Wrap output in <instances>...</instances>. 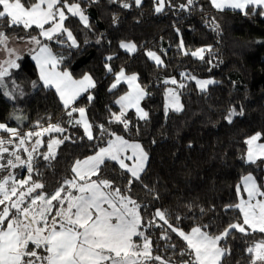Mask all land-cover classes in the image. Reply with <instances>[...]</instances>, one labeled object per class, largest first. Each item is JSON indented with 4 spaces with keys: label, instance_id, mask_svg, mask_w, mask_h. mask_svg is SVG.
Returning a JSON list of instances; mask_svg holds the SVG:
<instances>
[{
    "label": "trees",
    "instance_id": "16d2710c",
    "mask_svg": "<svg viewBox=\"0 0 264 264\" xmlns=\"http://www.w3.org/2000/svg\"><path fill=\"white\" fill-rule=\"evenodd\" d=\"M22 2L27 6L33 0ZM67 3H79L89 20L86 28L78 17L67 14L64 25L76 38V48L68 47L66 34L48 41L37 27H9L0 22V32L7 38H39L54 54L63 56L58 70L70 72L75 79L89 74L96 83L74 106L86 110L93 139L74 123L78 111L70 117V109L64 107L56 90L43 86L32 55L22 58L20 68L7 80L8 89L18 98L9 99L0 89V123L23 133L49 125L63 129L44 136L42 147L33 154L29 175L44 187L32 196L54 193L74 177L76 161L97 153L114 137L139 142L149 155L139 179L114 161H106L94 179L110 181L136 201L154 256L168 264L187 263L191 256L186 242L168 225L185 233L201 227L210 235H220L229 225L242 223V213L232 206L240 202L238 188L243 178L252 174L259 185L264 184L263 164L244 160L250 137L259 133L264 141V14L259 8L246 9L247 15L246 11H219L210 0H194L185 9L180 5L186 0H168L160 13L155 11L156 0H143L139 6L134 0ZM124 3L130 7L124 8ZM124 42L134 43L137 51H123L120 45ZM200 48H211L204 52V59L191 55ZM149 52L158 55L163 65L152 61ZM122 69L138 76L146 92L142 107L148 114L141 119L134 110H125L127 128L113 117L121 112L115 102L129 91L126 84L111 87ZM173 78L176 84L165 83ZM201 79L215 83L201 90L197 83ZM169 88L180 95L181 111H167ZM89 95L93 99L89 100ZM233 110L243 114L233 115L229 122ZM0 138L9 139L1 132ZM55 139L63 142L53 158L43 159L48 153L47 142ZM5 146L14 148L13 143ZM20 157L27 160L28 155L22 152ZM7 171H0V179ZM15 171L21 177L27 169L22 166ZM157 211L165 213L167 224L155 215ZM261 240L264 233L245 235L231 230L221 241L228 254L220 264H250L247 249Z\"/></svg>",
    "mask_w": 264,
    "mask_h": 264
},
{
    "label": "snow or ice",
    "instance_id": "6c2138e0",
    "mask_svg": "<svg viewBox=\"0 0 264 264\" xmlns=\"http://www.w3.org/2000/svg\"><path fill=\"white\" fill-rule=\"evenodd\" d=\"M134 2L139 6L142 0H134ZM167 2L168 0H156L155 11L157 13L164 11ZM193 3L194 0H186V4L180 7L185 9ZM211 3L217 9L230 7L251 11L259 8L260 14H264V0H211ZM123 7L128 8L130 4L124 3ZM248 11L245 12L246 15ZM66 12L78 17L84 27H90L88 17L79 3L68 4L67 0H33L26 6L22 0H0V22H7L9 27L22 26L24 29L36 26L41 29L40 36L48 41L53 40L57 35L66 34L67 40L70 41L68 47L76 48L79 47L76 38L64 26V21L68 19ZM45 25L51 26L45 28ZM7 39V36L0 32V45H6ZM31 42L36 45L31 50L32 59L36 61L39 79L43 82V86L55 88L64 107L70 109L68 111L70 117L73 112H79L80 119L74 123L83 124L88 138L93 139L91 125L85 119V109L72 108L71 105L81 93L95 88V81L89 74L75 79L70 72L58 70L63 62V56L54 54L52 48L37 37H32ZM120 46L127 51H135L133 44L121 43ZM8 51L11 57L14 50ZM205 51L210 52L211 48L197 49L191 52V55L204 59ZM148 56L157 65L163 63L155 53L149 52ZM19 58L16 56L0 63V89H3V95L9 99L18 98L8 89L7 80L11 77L10 69L20 68L17 63ZM106 68L108 72H112L110 66L106 65ZM121 78H124L134 90L115 102L120 105L121 112L119 115L114 113L113 117L127 128L128 121L123 119L126 109L135 108L140 113L141 119L147 118L148 114L139 107V102L146 93L136 83L137 76H125L123 69L116 74V82L112 84V89L117 87ZM169 82L177 83L175 78L165 81V83ZM197 83L203 90L215 81L201 80ZM33 87H36L35 83ZM180 87L184 85L180 84ZM168 96L169 106L175 105L176 110L179 111L181 106L176 91L168 89ZM88 99L91 100L93 97L89 95ZM242 114L233 110L227 119L231 122L233 115ZM0 130L18 138L20 146H23L33 135L36 137L41 135L40 132H29L21 137L17 129L9 128L2 123ZM43 131L62 132L63 129L57 125H49ZM259 140L260 134L257 133L246 141L249 146L246 162L250 164H256L257 161L264 164V144H257ZM62 142L63 140H53L49 143V151L43 154V159L53 158V145ZM10 143H13L11 138L8 140L0 138V161H4V154L9 152L5 145ZM40 143L37 139L36 145ZM129 148L132 150V155H123ZM36 151L37 148L34 146L28 152L26 161L22 160L17 152H11L10 155L14 159L0 162V171L26 166L31 173L33 153ZM133 158L136 160V165L130 167L125 163V159ZM106 159L118 162L121 169L130 172L133 178L139 179V174L147 161V153L139 144H130L123 137L116 136L115 140L109 141L108 147L100 148L96 155L83 161H76L72 168L75 176L65 180L64 184L50 195L32 196V193L42 189L44 185L31 181V175L28 179L16 181L9 173L6 178L0 179V206H3L0 208V264H149L151 261L167 264L162 257L152 254L151 241L141 231L142 217L136 201L122 194L119 188L113 189L112 183L108 180H91V176L99 174V168ZM24 186H27L26 191H21ZM243 188L247 192V199L241 197L240 203L232 206L242 213V223L229 225L218 236H210L201 227H193L191 232L186 234L168 225L186 242L188 255L191 256L187 264H220L221 258L228 254V250L221 248L219 241L226 239L233 229L245 235L256 231L264 233V190H262L264 186L258 185L256 178L249 174L243 178ZM72 190L78 194H73ZM13 197L16 199L13 200ZM155 215L167 224L164 212L157 211ZM134 237H142L143 243H135ZM29 245L32 247L30 248ZM247 252L250 254V264H264V240L254 243Z\"/></svg>",
    "mask_w": 264,
    "mask_h": 264
},
{
    "label": "crops",
    "instance_id": "0c3cea01",
    "mask_svg": "<svg viewBox=\"0 0 264 264\" xmlns=\"http://www.w3.org/2000/svg\"><path fill=\"white\" fill-rule=\"evenodd\" d=\"M211 1V0H210ZM215 8V7H214ZM215 9H217V8H215ZM256 10L258 9V8H255ZM217 10H219V11H225V10H232V11H242V12H244V11H246V9L245 10H241V9H234V8H230V7H225V8H223V9H217ZM29 41H31V39L30 40H28V41H24V42H20V41H17L16 43H12V42H9V43H11L12 45H13V47H14V52H13V54H12V56L10 57L9 56V51H7L8 52V58H15L16 56H19L20 58L17 60V63L20 65V60L22 59V58H24L25 56H27V55H33V53H32V49L33 48H35L36 47V45H34L33 43V45H34V47L32 48V49H30V45H31V42H30V44H28V42ZM124 43H126V42H124ZM126 44H134V43H126ZM135 45V44H134ZM136 46V45H135ZM1 47H2V45H1ZM122 48V47H121ZM124 51V50H123ZM137 51V47H136V50L135 51H133V52H131L130 54H134L135 52ZM126 52V51H125ZM127 53H129V52H127ZM158 56V55H157ZM159 57V56H158ZM196 57H198V56H196ZM152 61H154L152 58H150ZM161 59V58H160ZM6 60V58H4V56H3V51H1L0 52V63H3L4 61ZM162 60V59H161ZM34 62H35V64H36V61L34 60ZM155 62V61H154ZM156 63V62H155ZM160 65H163V63L162 64H160ZM36 67H37V65H36ZM13 70H15V69H10V72L12 73V71ZM37 70H38V73H39V69H38V67H37ZM124 71V70H123ZM124 73H125V75H128V74H126V72L124 71ZM128 76H132V75H128ZM135 76H137V75H135ZM74 78V77H73ZM42 82V81H41ZM116 82V81H115ZM137 82H138V76H137ZM42 84H43V82H42ZM121 84H126V83H121ZM138 84H139V82H138ZM118 85H120V83L118 84ZM117 85V86H118ZM127 85V84H126ZM140 85V84H139ZM141 87V86H140ZM142 88V87H141ZM53 89H55V88H53ZM93 88H91L90 89V91L92 90ZM128 89H129V87H128ZM89 91V92H90ZM127 93H129V91L127 92ZM126 93V94H127ZM146 93V92H145ZM58 94V93H57ZM82 94V93H81ZM58 96H59V94H58ZM146 97V94H145V96L141 99V101H140V105H141V107H142V101H143V99ZM81 97H80V95L76 98V100L73 102V104L71 105V107L72 108H74V106H75V104H76V102L80 99ZM62 102V101H61ZM142 109H143V107H142ZM126 110H134L137 114H138V116L140 117V113H138L135 109H126ZM143 111L145 112V110L143 109ZM85 112H86V110H85ZM79 113V112H78ZM87 114V113H86ZM80 115V114H79ZM88 118V117H87ZM88 123H89V120H88ZM90 124V123H89ZM6 125V124H5ZM7 127H9V126H7ZM83 127H84V125H83ZM10 128V127H9ZM45 128H48V127H44V128H41V129H38L37 131H26V132H21V131H19L18 129V132L20 133V136L21 137H24L25 136V134H27V133H29V132H33V133H35V132H40L41 133V135L39 136V137H36L35 135H33L31 138H29V139H27L26 140V142H25V144L23 145V146H20V144H19V139L18 138H15V137H11V134H9V133H7V132H4V131H2V130H0V132L1 133H4V134H6L7 135V138H11L12 140H13V145H14V148H9L10 150H9V152H17V154L19 155V156H21V153L22 152H24L25 153V155H28V149H30V148H33L34 146L36 147V148H40V147H42V145H43V142H44V136H45V134H46V132H44L43 131V129H45ZM90 131H91V129H90ZM92 133V132H91ZM37 139H39L40 140V144L39 145H36V140ZM25 149H27V151H25ZM37 152V151H36ZM34 155H35V153H33ZM22 160H25L26 161V159H24V158H21ZM16 168H18V167H16ZM26 169H27V167H26ZM9 171H11L10 173H11V175L14 177V179L16 180V181H20V180H25V179H28V177H29V172H28V169H27V172H25L21 177L20 176H18V175H16V172L17 171H15V168H11ZM9 174H7L6 176H5V178L8 176ZM30 183H31V181H30ZM18 187H19V185H17ZM26 189H27V186H24V188H22L21 189V191H26ZM16 199V197H13V200H15ZM1 207V206H0ZM29 247L31 248L32 247V245H29Z\"/></svg>",
    "mask_w": 264,
    "mask_h": 264
},
{
    "label": "rangeland",
    "instance_id": "374dc122",
    "mask_svg": "<svg viewBox=\"0 0 264 264\" xmlns=\"http://www.w3.org/2000/svg\"><path fill=\"white\" fill-rule=\"evenodd\" d=\"M143 1V0H142ZM68 13L66 12V15H67ZM70 14V13H69ZM65 22V21H64ZM51 25H45V28H49ZM65 26V25H64ZM33 27H36V26H33ZM58 36V35H57ZM43 37V36H42ZM44 38V37H43ZM55 38V37H54ZM31 39V38H30ZM30 39H27V40H19V39H17V37H11V38H8L7 39V42H6V45H2V47H1V45H0V52L1 51H3V56H4V58H6V60L7 59H9L8 57V50H13L14 49V47H13V45L11 44V43H9V42H12V43H16L17 41H20V42H24V41H28V40H30ZM30 42L31 41H29L28 42V44H30ZM134 45V44H133ZM34 47V45L32 44V42H31V45H30V49H32ZM124 51H126V52H129V53H131V52H133V51H127L126 49H124V48H122ZM135 50H136V46H135ZM125 76H128V75H125ZM201 80H205V79H201ZM201 80H197V81H201ZM121 83H126L127 84V86L129 87V85H128V83L124 80V78H121V82H120V84ZM136 83H138L137 81H136ZM199 85V84H198ZM211 84H209L208 86H210ZM207 86V87H208ZM200 87V86H199ZM206 87V88H207ZM205 88V89H206ZM170 89V88H169ZM171 89H174L175 91H176V93L178 94V92H177V90L175 89V88H171ZM134 89H132V88H130L129 87V92L130 91H133ZM89 91H90V89H89ZM88 91V92H89ZM87 92H84V93H82V94H80V97H82V96H84L85 94H86ZM178 96H179V104H180V110L179 111H181L182 109H183V104H182V101H181V98H180V95L178 94ZM141 101V100H140ZM170 105V101H169V96H168V91H167V94H166V109H167V111H177L176 110V107H175V105H173V106H169ZM139 107L142 109V107H141V105H140V102H139ZM128 109H135V108H128ZM178 112V111H177ZM80 119V115H78V120ZM85 119L87 120V122H88V118H87V114H86V112H85ZM82 127H83V124H80ZM84 128V127H83ZM85 129V128H84ZM49 133L50 132H46V134H45V136H48L49 135ZM121 137V136H120ZM125 139V138H124ZM55 140H58V139H55ZM113 140H115V137L113 138ZM112 140V141H113ZM126 140V139H125ZM53 140H51L50 141V143L52 142ZM128 141V140H127ZM130 144H139L142 148H143V150H144V152H146L147 153V151L144 149V147L139 143V142H133V141H128ZM257 144H264V141H262V136L260 135V140L259 141H257L256 142ZM48 144H49V141L47 142V148H48ZM58 145L59 144H57V145H53V149H52V151L53 152H55V150H56V148L58 147ZM106 147H108V145L106 146ZM249 147V146H248ZM253 147H255V146H253ZM9 148V147H8ZM105 148V147H104ZM29 150V149H28ZM48 151H49V149H48ZM99 152V151H98ZM97 152V153H98ZM97 153H95V154H93V155H90V156H88V157H86V158H84V159H82V160H80V161H83V160H86L87 158H89V157H91V156H94V155H96ZM11 152H8V153H5L4 154V161H0V162H5L7 159H10L11 158ZM123 155H126V156H131L132 155V150L129 148L128 149V151H127V153H125V154H123ZM246 156H247V153H246V155H245V158H244V160L246 161ZM148 160H149V155H148V153H147V161L145 162V164H144V169H143V171L142 172H140V174H139V177L144 173V171L146 170V168H147V165H148ZM106 161H111V160H108V159H106L105 160V162ZM115 162V161H114ZM258 162V161H257ZM118 163V162H117ZM125 163L127 164V165H129L130 167H134L135 165H136V160H135V158H133V159H131V160H129V159H125ZM102 166V165H101ZM100 166V167H101ZM263 168H264V164H263ZM11 168H9L8 170H10ZM100 169V168H99ZM123 170H125V169H123ZM126 171V170H125ZM11 171H7V173H6V175L7 174H9ZM128 172V171H127ZM130 173V172H129ZM131 174V173H130ZM252 175V174H251ZM74 176H75V173H74ZM96 175H93V176H91V180H95L94 179V177H95ZM252 176H254V175H252ZM255 177V176H254ZM256 178V177H255ZM97 181V180H96ZM256 182H257V184L259 185V183H258V181H257V179H256ZM113 186V185H112ZM263 186H264V184H263ZM113 189H115L114 187H113ZM262 190H264V188H262ZM73 191V194H78V193H76L75 192V190H72ZM239 195H240V201H241V197H243L245 200L247 199V192L246 191H244V188H243V180H242V183H241V186L239 187ZM127 196H129V195H127ZM53 203H55V202H53ZM240 203V202H239ZM138 211H139V214H140V208H138ZM140 216H141V214H140ZM246 228H247V226H245ZM141 231H143L144 232V235L145 236H147L148 237V239L151 241V238L147 235V233H146V231L145 230H143L142 229V225H141ZM187 234V233H186ZM210 235V234H209ZM210 236H213V235H210ZM216 236H218V235H216ZM134 239V242L135 243H137V244H142L143 243V238L142 237H134L133 238ZM221 241L222 240H220L219 241V246L221 247V248H223L222 246H221ZM151 249H152V245H151ZM223 258V257H222ZM222 258H221V260H222ZM149 264H161V261H151V262H149ZM168 264V263H167ZM181 264H187V263H181Z\"/></svg>",
    "mask_w": 264,
    "mask_h": 264
}]
</instances>
